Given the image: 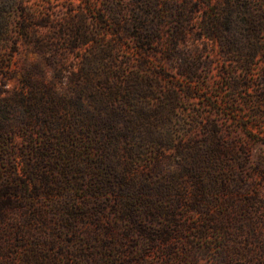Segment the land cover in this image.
Instances as JSON below:
<instances>
[{
    "label": "rangeland",
    "instance_id": "obj_1",
    "mask_svg": "<svg viewBox=\"0 0 264 264\" xmlns=\"http://www.w3.org/2000/svg\"><path fill=\"white\" fill-rule=\"evenodd\" d=\"M19 1L20 11L12 13L11 40L0 52V94L14 95L9 118L17 132L7 147L0 131V264H129L135 244H143L125 236L128 205L137 202L139 213L151 219L145 204L173 199L168 188L173 175L181 171L178 162L185 161L177 156V146L202 135V117L212 111L210 98L223 104L214 115L226 133L251 146V100L257 94L246 88L232 90L226 73L237 70L245 84L257 78L260 85L264 63L253 66L249 81L237 68V57L223 56L212 42L197 45L190 40L184 50L190 61L200 64V79L194 97H189L188 82L176 71L179 62L166 61L153 50L150 60L163 82L155 98L139 102L162 110L157 98L176 89L180 99L167 109L169 118L137 115L135 137L120 140L117 154L110 132L102 135L110 122L100 115V106L93 99H80L92 114V127L87 129L90 123L79 122L69 102L84 83L79 79L90 78L91 85L88 81L85 85H90L91 98L101 90V82L117 72L111 55L137 61V53L129 48L131 40L116 33L118 17L109 11V1ZM133 10L123 8L120 20H131ZM259 36L264 45V33ZM133 64L124 69L125 74L132 72ZM156 72L151 77L156 79ZM231 108H237V114ZM24 114L26 126L20 119ZM242 120L250 122L249 129L242 128ZM256 120L264 121V116ZM11 153L18 156V165ZM161 263L154 251L147 264Z\"/></svg>",
    "mask_w": 264,
    "mask_h": 264
},
{
    "label": "trees",
    "instance_id": "obj_2",
    "mask_svg": "<svg viewBox=\"0 0 264 264\" xmlns=\"http://www.w3.org/2000/svg\"><path fill=\"white\" fill-rule=\"evenodd\" d=\"M108 1L109 11L118 17L116 33L131 40L129 48L137 53V61L133 64L130 58L123 61L111 55L117 72L101 82V90L94 91L91 98L87 94L90 78L79 79L84 83L69 102L76 109L77 120L90 123L87 129L92 127V114L83 108L80 99H93L100 106V115L110 122L102 135L110 132L116 140L114 153L118 154L121 148L120 140L135 137L137 115L145 119L160 115L169 118L171 113L167 109L175 107L180 99L176 89L157 98L162 110L139 102L141 98L145 102L155 98L163 82L150 60L153 50L160 51L166 61L179 62L176 71L188 82L185 91L189 97H194L195 82L200 79V64L190 61L188 51L184 50L190 40L195 44L212 42L223 56L237 57V68L243 70V79L249 81L254 76L253 66L264 63V45L259 38L264 33V0ZM21 7L19 0H0V52L11 40L12 13H18ZM125 7L134 9L132 19L127 22L119 17ZM24 19L28 17L25 15ZM28 28L23 25L24 31ZM112 51L115 53L116 48ZM122 62L129 67L135 65L132 72L125 74L128 65ZM81 72L87 77L91 75L89 71ZM155 72L156 79L151 77ZM237 73V70L226 73V77H231L227 86L236 92L246 88L257 94L251 100V146L226 133L223 122L214 115L221 112L223 104L210 98L208 105L212 111L208 118L202 117V135L177 146V156L185 161L178 162L181 171L173 175L174 182L168 188L173 199L145 204L151 219L139 213L137 202L128 205L125 236L143 244H135L129 264H147L154 251L159 253L161 264H264V121L256 120L264 116V72L261 86L255 83L257 78L245 84ZM87 81L89 87L85 85ZM13 98V93L0 94V131L7 147L17 135L9 118L14 113ZM237 111L231 108V112ZM33 113L39 114L37 110ZM20 119L21 124L29 125L25 114ZM242 123V128L249 129L248 120ZM10 155L18 165V156ZM117 180L122 182V176L117 174ZM159 191L162 193L164 189L161 187Z\"/></svg>",
    "mask_w": 264,
    "mask_h": 264
}]
</instances>
